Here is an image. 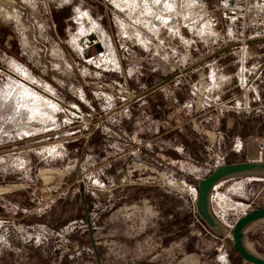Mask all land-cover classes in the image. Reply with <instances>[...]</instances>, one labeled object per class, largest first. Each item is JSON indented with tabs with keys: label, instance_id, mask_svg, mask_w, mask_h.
<instances>
[{
	"label": "rangeland",
	"instance_id": "1",
	"mask_svg": "<svg viewBox=\"0 0 264 264\" xmlns=\"http://www.w3.org/2000/svg\"><path fill=\"white\" fill-rule=\"evenodd\" d=\"M136 2L0 0V264H252L235 251L232 231L238 218L264 207V184L252 181L264 179L235 177L215 187L211 206L226 227L224 236L206 226L195 204L194 178L241 156L208 157L209 144L201 139L200 152L188 154L185 171L179 174L171 164L170 187L156 181L149 188V203L130 201L146 197V189L115 187L113 171L107 188L101 184L99 140L92 147L90 139L121 100L117 89L101 81L99 67L107 64L97 59L84 71L79 52L102 35L115 38L117 28L119 37L128 38L126 45L148 35L155 49L140 51L147 66L170 71L178 70L188 44L199 40L182 13L189 0ZM138 23L140 31L133 27ZM220 54L200 69L203 76L212 73L217 100L247 101L243 85L251 88V105L264 103V45ZM197 76L188 80L199 89ZM146 79L149 83L152 76ZM189 84L181 81L174 91L178 99L189 95ZM253 88L262 92L260 99ZM259 224L264 229V221ZM253 238L256 244H246L248 249L264 257V234Z\"/></svg>",
	"mask_w": 264,
	"mask_h": 264
},
{
	"label": "crops",
	"instance_id": "2",
	"mask_svg": "<svg viewBox=\"0 0 264 264\" xmlns=\"http://www.w3.org/2000/svg\"><path fill=\"white\" fill-rule=\"evenodd\" d=\"M142 23L147 29L145 33L149 34V22L143 21ZM109 32L112 34L111 28H109ZM116 35L118 36L116 37ZM116 35L113 39L111 35L108 37L102 35L103 38H98V40L95 38L92 45L79 52L84 71L88 69L85 66L96 64V56L102 54L103 63L107 66L99 67L104 72L105 77L101 81L111 89H117L116 99L121 100L118 106L105 113L101 125L90 139L92 147L95 146L94 140H99L100 161L98 169L100 174L103 175L100 178L101 184H104L105 188L108 186L110 173L113 171L116 182L115 187L124 189L126 186H135L136 188L144 187L146 189V197H143V199L134 197L130 201L139 202L144 200L149 203V188L154 187L156 181L157 185L170 187L168 179L171 178L169 172L171 164L178 165L179 174H181V170L185 171L187 156L192 153L196 154L197 151L200 152L201 139L206 140V144L207 142L209 144L208 147H205L209 150L208 157L220 156V158H224L227 155H232L241 156L240 161L263 160L262 151L259 147V142L264 141V103L262 100H258L251 105L248 95L251 88H245L241 85V88L245 91L244 99H247V101L241 100L232 106L241 108L245 104V108L242 107L243 110L215 109L214 105L221 108L231 105H228L225 100H217L220 93L214 87L212 73L209 76L201 74L200 69L210 64L208 61L213 57L205 63L188 70L189 67L221 48L214 49L211 45L194 41L188 44L189 46L180 61V65L183 64V67L176 65L177 68L179 67L178 70L172 69L169 71L167 67L147 66L146 58L142 56L140 51L143 49V51L150 52L155 49L148 35H138L134 40H130V45L134 48L133 58L126 56L122 49V46L127 44L128 38L124 40L123 36L119 37L117 28ZM160 42L162 43V50L165 51L167 41L160 40ZM263 45L260 44L261 47ZM205 46L208 49L203 51ZM260 46L257 44L249 48L256 49ZM234 49L239 48H230L221 53L226 54L227 51L230 52ZM207 52L210 54L203 57ZM166 55H168L167 52ZM218 55L221 54L219 53L214 57ZM167 57L160 58L165 61L168 60ZM110 69L116 73L110 74ZM192 75L199 76L196 79L199 89L189 84L188 78ZM148 76H152L149 83L146 82ZM133 79L137 80V86L132 85ZM181 81H186L191 89L189 95L178 99L174 91L178 89ZM209 82H211V85H209ZM156 85L159 86L144 96L120 107L129 97L139 95ZM253 91L256 92V98L260 99L257 93L262 92L255 88H253ZM188 104L193 105L192 117L184 125L175 126L172 124V117L175 112ZM87 105L93 109L91 102H87ZM90 149L91 147H89ZM128 157H130V163L126 161ZM219 163L221 162L216 165ZM121 164H126V167ZM177 178H179V175ZM166 179L167 181H165ZM228 181L223 180L218 184V187L225 186ZM252 181L264 184V180L255 179ZM262 221L264 219L256 220L244 229L243 243L245 247H247L246 244H256V239L253 238L254 233L262 232L264 234V229L259 224ZM152 247L150 246V248ZM248 250L250 251V249Z\"/></svg>",
	"mask_w": 264,
	"mask_h": 264
},
{
	"label": "built area",
	"instance_id": "3",
	"mask_svg": "<svg viewBox=\"0 0 264 264\" xmlns=\"http://www.w3.org/2000/svg\"><path fill=\"white\" fill-rule=\"evenodd\" d=\"M136 1L133 0L132 4L138 6ZM181 4L184 8L186 7V4ZM188 8L187 12L183 10L182 13L190 18V26L195 32L194 37H199V40L194 38L190 43L197 41L204 45H211L214 49L223 48L233 43H241L235 48L245 49L257 45L255 44L257 42H264V0H189ZM119 20L120 24H125L121 19ZM140 24H135L133 27L139 30ZM124 27L121 25L122 29ZM204 31L207 35L202 38L204 35L200 34ZM123 35L127 36L125 29ZM122 49L126 56L132 55L134 51V48L129 44H124ZM97 59L103 61L101 53ZM214 107L215 109L219 108V110L239 109L232 105L224 108L215 105ZM192 115L193 105L188 104L175 112L172 122L175 125H181ZM259 146L264 158V141L261 140Z\"/></svg>",
	"mask_w": 264,
	"mask_h": 264
},
{
	"label": "water",
	"instance_id": "4",
	"mask_svg": "<svg viewBox=\"0 0 264 264\" xmlns=\"http://www.w3.org/2000/svg\"><path fill=\"white\" fill-rule=\"evenodd\" d=\"M241 43H233L221 48L220 50L212 53L208 57L200 60L196 64L188 68H194L208 61L210 58L221 53L224 50L235 48L240 46ZM159 85L152 87L151 89L133 97H129L128 100L120 105V107L127 105L131 101L144 96L151 90L157 88ZM98 120L95 122L98 124ZM235 177H254L264 179V160H244L232 163H222L215 166L212 172L204 178H194L197 181V197H196V210L201 220L206 226L218 235L224 236L226 234V227L222 222L214 215L211 199L215 187L223 180L235 178ZM264 219V207L254 209L244 216L238 218L233 231V246L235 251L245 260L252 264H264V258L257 256L250 252L243 243L244 229L250 223Z\"/></svg>",
	"mask_w": 264,
	"mask_h": 264
},
{
	"label": "bare ground",
	"instance_id": "5",
	"mask_svg": "<svg viewBox=\"0 0 264 264\" xmlns=\"http://www.w3.org/2000/svg\"><path fill=\"white\" fill-rule=\"evenodd\" d=\"M247 248V247H246ZM253 253V252H252Z\"/></svg>",
	"mask_w": 264,
	"mask_h": 264
},
{
	"label": "snow or ice",
	"instance_id": "6",
	"mask_svg": "<svg viewBox=\"0 0 264 264\" xmlns=\"http://www.w3.org/2000/svg\"><path fill=\"white\" fill-rule=\"evenodd\" d=\"M222 259V258H221Z\"/></svg>",
	"mask_w": 264,
	"mask_h": 264
}]
</instances>
